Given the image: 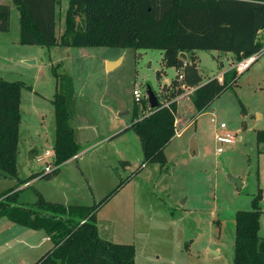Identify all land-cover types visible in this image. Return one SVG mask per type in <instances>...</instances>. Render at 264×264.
<instances>
[{
  "label": "rangeland",
  "instance_id": "374dc122",
  "mask_svg": "<svg viewBox=\"0 0 264 264\" xmlns=\"http://www.w3.org/2000/svg\"><path fill=\"white\" fill-rule=\"evenodd\" d=\"M1 4L11 15L9 31L0 32V79L21 82L23 89L18 177L0 173V204L14 196L24 208L46 214L36 205L40 198L65 207L102 203L96 213L99 236L134 245L136 264H234L236 215L253 211L261 193L264 239V48L203 113L189 99L180 101L181 134L165 147L166 161L142 166L141 141L129 130L134 91L143 98L151 89L166 105L163 88L177 80L178 69L165 66L164 52L24 45L18 8L13 0ZM69 6L70 0L57 5L58 42ZM77 20L82 25V18ZM258 40L264 46V30ZM194 54L204 83L246 59L220 51ZM67 78L73 83L71 124L81 151L59 166L53 101ZM222 124L235 135V144L216 140ZM48 166L60 170L44 177ZM3 220L2 264H37L51 250L44 228Z\"/></svg>",
  "mask_w": 264,
  "mask_h": 264
},
{
  "label": "trees",
  "instance_id": "16d2710c",
  "mask_svg": "<svg viewBox=\"0 0 264 264\" xmlns=\"http://www.w3.org/2000/svg\"><path fill=\"white\" fill-rule=\"evenodd\" d=\"M20 13L21 43L46 47H113L164 52L166 67H176L178 78L165 85L166 104L151 110L149 101L135 104L132 130L139 137L144 162L166 161L165 147L178 129V106L189 99L197 113H203L225 89L236 83L233 68L222 79L206 83L199 72L195 52L220 51L238 60L262 52L260 31L264 30V0H70L66 28L57 40L59 0H13ZM10 7L0 5V32L10 29ZM82 18L79 25L77 18ZM188 55L184 60L181 54ZM182 76V79L180 77ZM161 77V74H159ZM64 91L56 93V139L54 153L60 166L81 151L72 126L74 89L67 78ZM21 82L0 79V173L18 177L17 159L21 124ZM186 89L194 91L186 95ZM73 104V105H72ZM72 106V108H71ZM147 111V112H146ZM56 168L44 177L57 173ZM22 182V181H21ZM0 204V219L32 229L44 228L53 247L37 264H136V248L115 244L99 236L96 213L101 204L61 206L40 198L36 203L46 214L36 213L15 202ZM262 194L253 211L236 215L234 264H264V239L260 237Z\"/></svg>",
  "mask_w": 264,
  "mask_h": 264
},
{
  "label": "built area",
  "instance_id": "2783aa9c",
  "mask_svg": "<svg viewBox=\"0 0 264 264\" xmlns=\"http://www.w3.org/2000/svg\"><path fill=\"white\" fill-rule=\"evenodd\" d=\"M262 55V52L260 53H257L249 58H246L245 60H243L242 62L238 63L236 66H234V68L238 71V72H243L247 69L250 68V66L258 60V58ZM180 79H182V76L180 77ZM189 91V90H188ZM186 92V95H189L191 94L194 90L191 89V92ZM134 97H135V102L137 104H140L142 102V100L144 99H147L148 100V95L145 96V97H141V94H140V91L139 90H135L134 91ZM168 105V104H166ZM226 124H222L220 126V130L221 133H219L216 137V140L218 142H220V144H225V143H228V144H235L236 143V138H235V135L231 134V133H228V132H225V129H226ZM181 133L180 132H177V136H179ZM219 152H222V149H219ZM40 161L43 160V158L39 159ZM51 167L48 166L46 167L45 171L46 173H49L51 171ZM52 172V171H51Z\"/></svg>",
  "mask_w": 264,
  "mask_h": 264
},
{
  "label": "water",
  "instance_id": "95a60500",
  "mask_svg": "<svg viewBox=\"0 0 264 264\" xmlns=\"http://www.w3.org/2000/svg\"><path fill=\"white\" fill-rule=\"evenodd\" d=\"M182 59L186 60L187 59V55L186 54H181L180 56ZM117 62L116 63H110V65H116L117 66ZM109 68V67H108ZM148 101H149V105H150V109L151 110H158L159 108H161V100L160 98L151 90H148ZM241 187V185H240Z\"/></svg>",
  "mask_w": 264,
  "mask_h": 264
},
{
  "label": "crops",
  "instance_id": "0c3cea01",
  "mask_svg": "<svg viewBox=\"0 0 264 264\" xmlns=\"http://www.w3.org/2000/svg\"><path fill=\"white\" fill-rule=\"evenodd\" d=\"M230 54H231V53H230ZM187 57H188V55H187ZM108 63H109V62H108ZM218 79L221 80L222 78L220 77V78H218ZM3 219H5V218H1V219H0V231H1V232H0V235H1V236H0V255H1V251L3 250V243H2V241H3V238H2V237H3V232H2V231H3V225H2V224H3V222L5 221V220H3ZM7 219H8V218H7ZM46 236H47V235H46ZM47 238L49 239L48 236H47ZM49 240H50V239H49ZM50 241H51V240H50ZM51 243H52V242H51ZM52 247H53V244H52ZM0 264H2L1 261H0Z\"/></svg>",
  "mask_w": 264,
  "mask_h": 264
}]
</instances>
